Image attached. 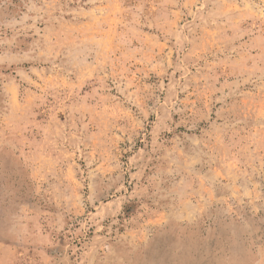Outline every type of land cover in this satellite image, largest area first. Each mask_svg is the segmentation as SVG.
I'll return each mask as SVG.
<instances>
[{
    "label": "rangeland",
    "instance_id": "rangeland-1",
    "mask_svg": "<svg viewBox=\"0 0 264 264\" xmlns=\"http://www.w3.org/2000/svg\"><path fill=\"white\" fill-rule=\"evenodd\" d=\"M0 222V264H264V0H0Z\"/></svg>",
    "mask_w": 264,
    "mask_h": 264
},
{
    "label": "trees",
    "instance_id": "trees-1",
    "mask_svg": "<svg viewBox=\"0 0 264 264\" xmlns=\"http://www.w3.org/2000/svg\"><path fill=\"white\" fill-rule=\"evenodd\" d=\"M3 219H4V218H3ZM3 219H2V220H3ZM2 222H3V221H2ZM0 223H1V222H0ZM0 230H1V229H0Z\"/></svg>",
    "mask_w": 264,
    "mask_h": 264
}]
</instances>
